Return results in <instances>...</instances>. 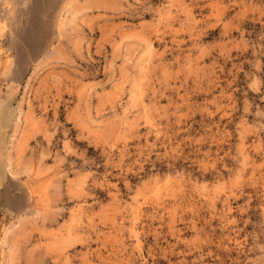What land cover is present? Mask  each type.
<instances>
[{"label": "rangeland", "instance_id": "rangeland-1", "mask_svg": "<svg viewBox=\"0 0 264 264\" xmlns=\"http://www.w3.org/2000/svg\"><path fill=\"white\" fill-rule=\"evenodd\" d=\"M0 264H264V0H0Z\"/></svg>", "mask_w": 264, "mask_h": 264}]
</instances>
